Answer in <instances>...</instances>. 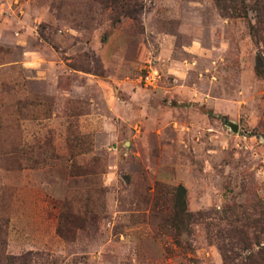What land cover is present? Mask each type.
Here are the masks:
<instances>
[{"label": "rangeland", "instance_id": "obj_1", "mask_svg": "<svg viewBox=\"0 0 264 264\" xmlns=\"http://www.w3.org/2000/svg\"><path fill=\"white\" fill-rule=\"evenodd\" d=\"M122 3L0 0V264H238V239L264 247L256 13Z\"/></svg>", "mask_w": 264, "mask_h": 264}, {"label": "trees", "instance_id": "obj_2", "mask_svg": "<svg viewBox=\"0 0 264 264\" xmlns=\"http://www.w3.org/2000/svg\"><path fill=\"white\" fill-rule=\"evenodd\" d=\"M107 2L111 3L113 9H118V6L123 10L125 9L122 7L123 3L121 4V0H107ZM216 2L222 10L230 9L234 14L237 12L239 16H249V11H253L256 13V19L259 23L258 29L264 30V0H257V2L252 6L247 4L246 0H216ZM117 9L115 12H117ZM126 14H129L128 11H126ZM186 216L190 217L191 215ZM245 243L246 242L244 240L238 239L236 242L237 248L242 250V253L235 255V257L226 256L225 260L233 261L239 259L238 264H264V247L259 244V249L255 251L253 247H245ZM246 251L249 253L247 255H243V252Z\"/></svg>", "mask_w": 264, "mask_h": 264}]
</instances>
